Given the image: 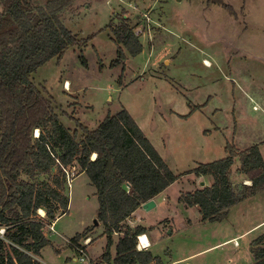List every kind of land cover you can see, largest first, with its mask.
I'll return each mask as SVG.
<instances>
[{
  "label": "rangeland",
  "instance_id": "374dc122",
  "mask_svg": "<svg viewBox=\"0 0 264 264\" xmlns=\"http://www.w3.org/2000/svg\"><path fill=\"white\" fill-rule=\"evenodd\" d=\"M121 15L142 49L135 55L125 50V59L113 64L117 45L110 27ZM61 20L86 43L46 61L30 77L52 99L61 123L74 129L77 118L94 128L124 108L181 175L153 198V208H139L124 223L133 227L140 218L152 240L148 249L162 264H250V243L264 232V223L256 225L264 219V188L218 221L202 220L197 206L178 197L202 187L201 181L212 183L191 171L223 158L226 143L238 149L256 144L264 159V0H76ZM236 167L231 182L250 184ZM67 170L68 208L56 212L52 229L45 218L50 243L34 256L38 264H87L69 247L85 228L89 237L79 242L92 238L85 247L91 264L106 246L95 186L76 162ZM117 239L115 233L112 258Z\"/></svg>",
  "mask_w": 264,
  "mask_h": 264
},
{
  "label": "trees",
  "instance_id": "16d2710c",
  "mask_svg": "<svg viewBox=\"0 0 264 264\" xmlns=\"http://www.w3.org/2000/svg\"><path fill=\"white\" fill-rule=\"evenodd\" d=\"M35 1L0 0V264H38L34 256L50 243L44 234L45 218L50 224L58 210L65 213L68 208L63 190L67 167L74 162L78 173H86L96 188L97 216L107 239L94 264H111V259L118 264H162L149 249L137 248V236L147 228L124 222L181 175L173 173L124 108L108 113L94 128L77 118L74 129L61 123L52 99L30 77L46 61L60 59L68 48L86 42L61 20V12L76 0ZM110 28L117 45L113 64L125 59V50L131 55L141 51L128 17L121 15ZM224 150L223 158L199 163L191 171L210 176L212 183L178 197L186 206H197L202 220H221L231 206L264 188V159L258 145L238 149L229 142ZM235 163L250 184L231 182ZM89 231L76 233L69 247L76 250ZM250 247V264H264V232L253 238Z\"/></svg>",
  "mask_w": 264,
  "mask_h": 264
},
{
  "label": "built area",
  "instance_id": "2783aa9c",
  "mask_svg": "<svg viewBox=\"0 0 264 264\" xmlns=\"http://www.w3.org/2000/svg\"><path fill=\"white\" fill-rule=\"evenodd\" d=\"M35 131H37V132H35V135H37L38 130H35ZM94 157L92 156V158H94ZM52 227H53V222H52V225L50 226V228L52 229ZM2 232H3V228L0 229V233H2ZM88 242H89V240L85 239L84 243H82L81 246H78L75 252L77 254L78 259H80L81 261H87V264H91V261L89 260V258L86 255V249L83 248V246H82V245H87ZM148 246H149V241L147 239L146 234L143 233L141 235H138L137 236V248L138 249H145Z\"/></svg>",
  "mask_w": 264,
  "mask_h": 264
},
{
  "label": "crops",
  "instance_id": "0c3cea01",
  "mask_svg": "<svg viewBox=\"0 0 264 264\" xmlns=\"http://www.w3.org/2000/svg\"><path fill=\"white\" fill-rule=\"evenodd\" d=\"M67 81H65V83H66ZM254 108L255 107H257V105H254L253 106ZM93 157L95 156V154H93L92 155ZM138 210H139V208L137 209V210H135V212H138ZM139 222H140V218H138V223H137V225H139ZM262 223H264V219H262L260 222H258L256 225H259V224H262ZM142 226H144V225H142ZM263 226H264V224H263ZM145 227V226H144ZM144 234H146V236H147V239H148V241H149V246L147 247V249L148 248H150L151 247V245H152V240H151V238H150V236H149V234H148V232H147V230H146V232L144 233ZM90 239H91V237H90ZM89 239V240H90ZM56 249H58V248H56ZM72 249V248H71ZM73 250V249H72ZM74 251V250H73ZM75 252V251H74ZM74 260H76V259H74ZM37 261H38V259H37ZM174 261V260H173ZM172 261V262H173ZM172 262H169V263H172ZM168 263V264H169ZM153 264V263H152Z\"/></svg>",
  "mask_w": 264,
  "mask_h": 264
},
{
  "label": "water",
  "instance_id": "95a60500",
  "mask_svg": "<svg viewBox=\"0 0 264 264\" xmlns=\"http://www.w3.org/2000/svg\"><path fill=\"white\" fill-rule=\"evenodd\" d=\"M201 186H204V181L200 182ZM156 205V202L154 199H150L148 201H146L145 203H143L141 205V208L145 209V210H149L151 208H153ZM94 224L97 225V220L94 221Z\"/></svg>",
  "mask_w": 264,
  "mask_h": 264
},
{
  "label": "bare ground",
  "instance_id": "6f19581e",
  "mask_svg": "<svg viewBox=\"0 0 264 264\" xmlns=\"http://www.w3.org/2000/svg\"><path fill=\"white\" fill-rule=\"evenodd\" d=\"M204 63L208 64V61L204 60ZM39 212L42 214L44 211L43 210H39Z\"/></svg>",
  "mask_w": 264,
  "mask_h": 264
}]
</instances>
